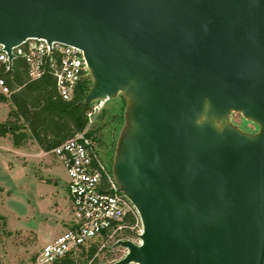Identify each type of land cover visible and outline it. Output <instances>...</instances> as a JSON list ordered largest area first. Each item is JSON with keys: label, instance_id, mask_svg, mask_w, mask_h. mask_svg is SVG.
Wrapping results in <instances>:
<instances>
[{"label": "water", "instance_id": "1", "mask_svg": "<svg viewBox=\"0 0 264 264\" xmlns=\"http://www.w3.org/2000/svg\"><path fill=\"white\" fill-rule=\"evenodd\" d=\"M27 38L84 51V107L128 100L113 175L143 231L113 264H264V0H0V44Z\"/></svg>", "mask_w": 264, "mask_h": 264}, {"label": "built area", "instance_id": "2", "mask_svg": "<svg viewBox=\"0 0 264 264\" xmlns=\"http://www.w3.org/2000/svg\"><path fill=\"white\" fill-rule=\"evenodd\" d=\"M10 54L5 45L0 44V71H10L16 59H23L28 65L31 79L52 74L56 78L58 92L65 100L72 99L78 82L90 74L84 51L72 44L27 38L13 47ZM11 92L5 79L0 76V93L9 96ZM106 100H96L88 113L90 124L92 115L102 110ZM50 153L62 162L67 171L66 188L72 219L68 229L41 248L39 263L51 264L67 254H77L97 239L101 242L113 241L114 247L123 248L117 243L130 240L126 233L142 225V220L134 203L119 190L113 172L106 167L93 139L88 135V128L68 138ZM130 216L135 218V223L127 220ZM140 230L142 233L143 228ZM123 249L124 253L116 261L128 253V249Z\"/></svg>", "mask_w": 264, "mask_h": 264}, {"label": "rangeland", "instance_id": "3", "mask_svg": "<svg viewBox=\"0 0 264 264\" xmlns=\"http://www.w3.org/2000/svg\"><path fill=\"white\" fill-rule=\"evenodd\" d=\"M95 104L96 101L90 105V110ZM127 105V98L120 93L104 101L102 107L110 111L108 117L112 120L97 130L99 141L95 145L111 172L118 140L126 125ZM9 109V103L0 101V124L7 120ZM122 112L121 123L118 115ZM100 113L101 110L92 115L88 129L104 123ZM230 122L251 134L259 129L253 120L240 112H232ZM6 137L12 140L11 136ZM21 149L22 152L0 149V187L3 188L0 191V214L7 218L5 227L0 219V264H40L41 248L68 229L72 219L66 188L68 174L62 162L52 153L43 155L31 146L30 141ZM142 228L143 225H139L128 231L126 237L139 244ZM113 244L110 240L101 242L97 264H113L124 253L123 248ZM81 257L83 262L85 257Z\"/></svg>", "mask_w": 264, "mask_h": 264}, {"label": "trees", "instance_id": "4", "mask_svg": "<svg viewBox=\"0 0 264 264\" xmlns=\"http://www.w3.org/2000/svg\"><path fill=\"white\" fill-rule=\"evenodd\" d=\"M0 76L12 91L9 96L0 93V101L9 103L10 108L7 120L0 124V134H11L15 145L30 137L36 140L44 151H51L87 128L90 108L84 107L82 102L93 85L91 74L78 82L70 100L60 96L56 78L52 74L46 73L40 78L31 79L28 65L23 59H16L12 69L8 72L0 71ZM108 113V109H102L100 118L104 123L95 129H88V135L94 143L99 141L97 130L112 120ZM118 117L122 123L123 112ZM0 191H3L2 187ZM0 219L5 227L6 216L0 214ZM127 220L135 223L133 216ZM100 244L101 240L97 239L87 249L79 251L80 255L70 253L51 264H97ZM81 256L85 257L83 262Z\"/></svg>", "mask_w": 264, "mask_h": 264}, {"label": "crops", "instance_id": "5", "mask_svg": "<svg viewBox=\"0 0 264 264\" xmlns=\"http://www.w3.org/2000/svg\"><path fill=\"white\" fill-rule=\"evenodd\" d=\"M6 135H9L11 136V139L12 140H9ZM6 135H1L0 134V149H3V150H13L14 152H22V149L26 143H28V141L31 142V146L39 151L42 152L43 155H46V154H49L50 151H44L40 146L39 144L37 143L36 140H34L33 138H30L28 137L27 139H24L22 142H20L19 145H15L14 141H13V138H12V135L7 133ZM65 231V229H64ZM63 232V231H62ZM61 232V233H62ZM60 233V234H61Z\"/></svg>", "mask_w": 264, "mask_h": 264}]
</instances>
